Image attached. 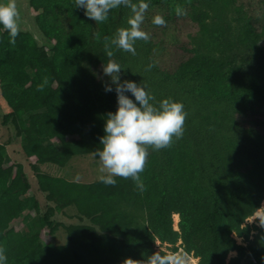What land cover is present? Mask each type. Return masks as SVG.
I'll use <instances>...</instances> for the list:
<instances>
[{
  "label": "trees",
  "instance_id": "trees-1",
  "mask_svg": "<svg viewBox=\"0 0 264 264\" xmlns=\"http://www.w3.org/2000/svg\"><path fill=\"white\" fill-rule=\"evenodd\" d=\"M174 1L196 27L185 56L160 62L162 47L148 30L150 40L135 44L137 55L113 48L112 59L122 67L121 80H144L156 101L184 104L183 137L166 149L149 148L143 192L131 178L116 177L115 186L84 183L35 165L38 186L54 203L36 217L25 214L34 203L31 182L21 166L7 163V146L0 145V246L8 264H122L156 251L157 242L198 264L264 262V225L246 222L264 200V0ZM34 3L44 8L41 26L56 48L47 55L22 32L12 45L0 25V85L12 109L3 122L15 125L27 157L65 166L102 148L106 114L118 107L116 92L105 91L103 37L126 27L130 12L112 10L97 24L71 0ZM167 7L176 16L172 2ZM69 206L88 222L68 225L64 244L44 242L43 231L60 225L55 212ZM20 218L27 230L16 228Z\"/></svg>",
  "mask_w": 264,
  "mask_h": 264
},
{
  "label": "clouds",
  "instance_id": "clouds-1",
  "mask_svg": "<svg viewBox=\"0 0 264 264\" xmlns=\"http://www.w3.org/2000/svg\"><path fill=\"white\" fill-rule=\"evenodd\" d=\"M121 7L130 12L127 26L117 28L111 37H103L104 51L109 59L106 64H102L103 74L110 77V82H105V91L116 92L118 107L115 112L106 114L104 135L100 137L102 148L97 147L95 155L101 162L100 182L115 186L116 177L131 178L136 188L143 192L146 187L140 174L145 170L149 148L159 151L171 147L175 142L174 137L175 140L181 139L187 113L184 104L172 97L156 101L146 81L137 83L128 79L121 80L122 67L112 59L113 48L135 56L136 42L150 40V34L141 27L149 4L145 0H75V8L84 9L85 15L97 24L107 22L111 11ZM174 11L177 17L187 15L186 9L179 4L175 5ZM19 21L17 0L0 3V25L8 32L9 43L12 45H15L20 33ZM152 23L163 27L166 20L163 15L157 14ZM96 39L101 40L99 33H96ZM152 67L154 65L150 63L145 71H150ZM43 87L41 84L37 90L42 91ZM260 222L264 225V218H260ZM0 264H8L4 246H0ZM122 264H190V259L186 253H169L157 247L156 251L143 259L128 257Z\"/></svg>",
  "mask_w": 264,
  "mask_h": 264
},
{
  "label": "rangeland",
  "instance_id": "rangeland-1",
  "mask_svg": "<svg viewBox=\"0 0 264 264\" xmlns=\"http://www.w3.org/2000/svg\"><path fill=\"white\" fill-rule=\"evenodd\" d=\"M71 1H73L75 8V1ZM252 1L254 2V0ZM3 2H6V0H0V3ZM168 2H172L174 8L175 5L178 4L175 3L174 0H165L164 3L159 5H153L149 2V8L145 14L143 24L141 25L144 31L148 32V30H150L153 33L154 41L162 47V51L158 52L157 58L163 64L165 62L173 64L174 60H179L183 55H186L183 48L193 45L192 35L196 30V27L192 25L187 17H177V15L174 16V14L168 13ZM17 6L20 12V32L31 34L35 38L41 51L50 55L51 50L56 48V41L49 40L41 26L44 8L37 7L34 0H17ZM61 12L65 13L64 10ZM78 12L83 14V17L89 19L85 15L84 9L79 8ZM157 14L164 16L166 20L165 26H156L152 23L153 17ZM2 30H5L3 26ZM11 110L10 105L2 95L0 85V145L7 146V163L18 164V166H21L22 171L27 174V177L31 182V189L29 190L28 195L33 199L34 203L29 207L25 214L28 213L31 217L41 216L49 210L50 206H54V203L47 199L46 193L41 191L38 186V172L34 167L35 165L39 166L41 172L63 177L71 181L91 183L99 180L101 175V162L95 153L75 155L65 166H59L53 163L39 164L35 157H27L22 148V138L16 134L15 125L13 123L5 124L3 122L5 115ZM16 171L19 172V169H16ZM76 212L77 211L73 206H69L63 211L55 212L53 219L57 220L60 225L54 232L50 231L49 228L45 229L42 234L43 241L53 242L55 244L66 243L68 241V225L88 222L87 220H80L76 216ZM260 218H264V200L261 208L253 216L248 218L246 222L263 226L261 225ZM178 222L179 215L174 214V227L176 229L179 228ZM15 226L17 229L27 230L26 224L23 223L21 218L15 222ZM238 242L246 244L241 238ZM157 247L159 249H165V245H160V242H157ZM168 252L174 253L170 250H168ZM236 254L237 252H231L230 257Z\"/></svg>",
  "mask_w": 264,
  "mask_h": 264
},
{
  "label": "crops",
  "instance_id": "crops-1",
  "mask_svg": "<svg viewBox=\"0 0 264 264\" xmlns=\"http://www.w3.org/2000/svg\"><path fill=\"white\" fill-rule=\"evenodd\" d=\"M178 252H180V253H186V252H184L182 249H180ZM175 253H177V252H175ZM187 255H188V257H189V259H190V264H198V260H199V258H196V257H194L193 255H191V254H188V253H186Z\"/></svg>",
  "mask_w": 264,
  "mask_h": 264
},
{
  "label": "built area",
  "instance_id": "built-area-1",
  "mask_svg": "<svg viewBox=\"0 0 264 264\" xmlns=\"http://www.w3.org/2000/svg\"><path fill=\"white\" fill-rule=\"evenodd\" d=\"M237 238V240H239L240 238L239 237H236ZM242 239V238H241ZM256 264H264V262L263 263H256Z\"/></svg>",
  "mask_w": 264,
  "mask_h": 264
}]
</instances>
